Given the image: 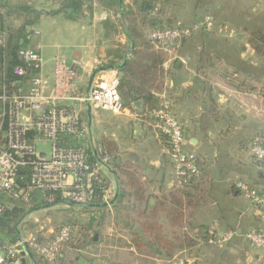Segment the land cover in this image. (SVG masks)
Listing matches in <instances>:
<instances>
[{
    "label": "crops",
    "instance_id": "obj_1",
    "mask_svg": "<svg viewBox=\"0 0 264 264\" xmlns=\"http://www.w3.org/2000/svg\"><path fill=\"white\" fill-rule=\"evenodd\" d=\"M38 1L40 16L28 45L42 59V76L51 84L53 60L63 56L77 72L80 93L87 91L99 71H115L120 79L118 68L133 50L126 26L128 22L137 26L144 41L162 58L158 65L163 72L162 88L151 93L160 103L163 99L170 103L182 126L184 151L196 160L206 196L184 219L183 230H203L216 223L221 232H236L222 249L210 248L215 250L211 255L203 252L209 248L203 245V249L178 251L168 259L137 251L126 220L134 206L139 207L132 197L133 183L145 190L150 208L156 197L178 188L166 138L152 128L146 114L141 115L140 102L119 116L88 113L86 108L82 117L89 146L112 158L111 170L103 174L113 197L110 207L100 208L107 215L93 218L88 226L92 240L79 250L64 247L58 264H179L199 256L201 262L214 259L213 264H230L228 256L241 264H262L264 254L253 249L243 235L251 230L264 233V210L250 204L237 185L245 182L264 191V174L260 175L264 166H255L258 161L250 154L254 141L264 140V57L250 45L251 33H264V0H194V10L180 19L173 10L177 11L181 0H84L75 16L62 10L64 0ZM182 2L185 6L186 0ZM133 6L145 14L126 16ZM207 14L215 24L208 35L198 32L166 51L148 42V33L159 25L195 24ZM141 20L146 25H140ZM253 45L263 46L256 41ZM115 165L117 170L112 169ZM74 223L69 220L67 224ZM39 225L48 233L59 228L49 222ZM28 261L45 264L36 257L25 264Z\"/></svg>",
    "mask_w": 264,
    "mask_h": 264
},
{
    "label": "built area",
    "instance_id": "obj_2",
    "mask_svg": "<svg viewBox=\"0 0 264 264\" xmlns=\"http://www.w3.org/2000/svg\"><path fill=\"white\" fill-rule=\"evenodd\" d=\"M215 30L211 15L199 23L153 29L148 42L157 49L171 50L198 32L210 34ZM3 38L0 37V45ZM34 75L26 82L0 84V218L9 203L33 206L64 204L86 207L101 189V200L110 207L112 190L104 177L111 163L107 155L89 146L88 129L82 112L106 111L120 115L123 105L118 93L119 77L115 71L102 70L95 74L87 91L80 93L76 86L77 72L63 56L52 64V82L42 76V59L29 45L18 52ZM31 71V72H32ZM16 69L13 74L24 76ZM152 128L166 138L173 176L178 187L200 170L192 155L184 151L182 126L172 114L170 103L163 99L157 110L146 114ZM250 154L264 161V148L251 146ZM240 194L253 206L264 210V191L241 182ZM27 209V208H26ZM35 229L26 237L17 232V239H2L0 230V264H20L21 260L36 257L45 264H58L63 248L78 239L75 229L66 224L48 233L37 220ZM236 236L234 231L221 232L218 224L209 226L207 246L222 249ZM244 240L264 254V233L246 232ZM198 258L192 262H199ZM180 261L179 264H185Z\"/></svg>",
    "mask_w": 264,
    "mask_h": 264
},
{
    "label": "trees",
    "instance_id": "obj_3",
    "mask_svg": "<svg viewBox=\"0 0 264 264\" xmlns=\"http://www.w3.org/2000/svg\"><path fill=\"white\" fill-rule=\"evenodd\" d=\"M38 0H17L16 3H11V0H0V15L15 14L14 24H9L7 28L0 27V37L3 38V43L0 45V84H11L12 82H26L28 78L33 76L34 71L30 70L19 57L18 52L24 46L29 44L31 29L36 24L40 12L36 9ZM84 0H64L62 10L69 15H76L81 11ZM129 14H145L143 9L129 7ZM126 15V16H127ZM2 22V20H0ZM140 25H146L143 20ZM164 28L158 26V29ZM157 29V28H156ZM126 32L133 43L131 57L120 68L121 73L118 85V93L123 105V108L134 110L133 104L141 103V115L148 114L151 111L157 110L160 102L154 97L151 91H160L162 88L163 72L158 65L162 58L158 53L154 52L152 47L144 41L136 25L129 23L126 26ZM202 33V32H201ZM208 35L206 33H202ZM251 43L257 55L264 57V33H251ZM190 39V38H189ZM188 40V39H187ZM186 41V40H184ZM183 41V42H184ZM261 42L263 46L255 47L253 42ZM23 69L26 71L24 76H16L13 71ZM32 71V72H31ZM258 145L264 148L263 141H254L252 146ZM107 153V152H106ZM104 153L101 154L103 156ZM110 160L111 156L107 153ZM260 167L264 166V161H258ZM110 165L108 169L111 170ZM118 166H112L113 170H117ZM112 170V171H113ZM264 173L260 174L263 176ZM201 177L190 178L184 186L173 188L166 196L156 197V202L153 207H149V203L145 198V190L139 183H133V199L135 201L132 213L127 216L128 221L127 232L132 240V246L139 252L146 251L160 258H171L174 253L183 250H189L196 246H207L208 229H194L189 227L186 233L183 230L185 224L184 219L191 216L202 203L205 201L204 189L201 185ZM63 203L56 199L53 204ZM52 204H37L35 208L47 207ZM101 189L96 190L94 199L86 206L88 208H102ZM34 207V206H32ZM28 208L27 210H31ZM23 214L24 208L7 210L0 218V230L11 232L13 226L19 221L20 217L16 214ZM70 224L78 233L76 243L68 244L65 247H72L79 250L85 242L91 241L89 238V223ZM187 224V222H186ZM132 225V226H130ZM194 238L187 235L190 234ZM72 245V246H71ZM59 262V260H58ZM195 264V263H194Z\"/></svg>",
    "mask_w": 264,
    "mask_h": 264
},
{
    "label": "rangeland",
    "instance_id": "obj_4",
    "mask_svg": "<svg viewBox=\"0 0 264 264\" xmlns=\"http://www.w3.org/2000/svg\"><path fill=\"white\" fill-rule=\"evenodd\" d=\"M193 1L194 0H186L185 6H184V3L182 2V0H181V3H177L176 4L177 11L175 12V10H173V13H175V16L179 17V19H180V18L185 17L186 14L190 13L191 9L194 10V5L192 3ZM16 2H17V0H11V3H16ZM49 3H50V0H49L48 4ZM0 20H2V22H0V27L2 26L3 29H5V28H7V26L9 24H14V22L16 21L15 20V14H13V15L3 14L2 16L0 15ZM99 113L113 115L112 113L106 112V111H99ZM104 174H106V173H104ZM33 206L34 207L31 206L32 207L31 210H27L28 208H31V207H29V206L24 207L21 204L17 205V204H12V203H9L7 205V210L11 211L13 209H21V207H22V208H24V212L22 214V213H20L21 211H19V213L16 214L17 216H19V217L21 216V217H20L19 221L16 223V225L13 226V230L11 232H9L7 230H2L3 232H5L2 239L16 240L17 239V234H16L17 232H19L21 237H26V235L29 233L30 230L32 231L35 229V224H34L35 220H37L39 222V224H41V225H45V224H47V222H49V224H50L49 226L58 228L62 225H66L69 220H76L77 223L84 224L86 222H89V220H92L93 218L98 220L100 217L102 218V217H105V215H107V214H105V211H103V209H100V208H98V209L97 208H88V207H81L78 205H70V204H68V206H67L64 203L52 204V205H49L45 208L41 207L38 209H33V208H35V205H33ZM68 225H70V224H68ZM91 229H93V228H91ZM184 232L186 233V230H184ZM76 233H77V231H76ZM187 236L192 238V239L194 238V236L191 234H188ZM200 247L201 246L199 245V246H196V247L189 249V250H183L182 252H184V251L195 252V251L199 250ZM206 248H208V246H206ZM210 248H212V247H209L208 249H203V247H201V249H203V252H205L208 255H211L213 253V251H215L214 249H210ZM198 258L200 259V261L195 262V264H197V263L198 264H213L214 259L208 258L207 260H204V262H201L202 261L201 257L199 256ZM227 259H228V262L230 264H241V262H238L239 260L237 258L228 256ZM192 261H193V259H188V261H186L187 263H185V262H183V263L194 264V262H192ZM28 264H31L30 261H28ZM262 264H264V259H262Z\"/></svg>",
    "mask_w": 264,
    "mask_h": 264
},
{
    "label": "water",
    "instance_id": "obj_5",
    "mask_svg": "<svg viewBox=\"0 0 264 264\" xmlns=\"http://www.w3.org/2000/svg\"><path fill=\"white\" fill-rule=\"evenodd\" d=\"M113 69H114V68H110V70H113ZM134 106L137 107L138 105L135 104ZM87 110H88V113H89L90 109L87 108ZM255 166H258V163H255ZM20 264H25V260H21V263H20Z\"/></svg>",
    "mask_w": 264,
    "mask_h": 264
}]
</instances>
